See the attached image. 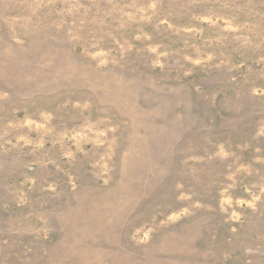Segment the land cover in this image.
I'll return each mask as SVG.
<instances>
[{
  "label": "rangeland",
  "instance_id": "rangeland-1",
  "mask_svg": "<svg viewBox=\"0 0 264 264\" xmlns=\"http://www.w3.org/2000/svg\"><path fill=\"white\" fill-rule=\"evenodd\" d=\"M0 264H264V0H0Z\"/></svg>",
  "mask_w": 264,
  "mask_h": 264
}]
</instances>
